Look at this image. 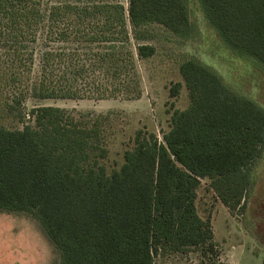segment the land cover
<instances>
[{
    "label": "trees",
    "instance_id": "16d2710c",
    "mask_svg": "<svg viewBox=\"0 0 264 264\" xmlns=\"http://www.w3.org/2000/svg\"><path fill=\"white\" fill-rule=\"evenodd\" d=\"M198 1L226 46L264 64V0ZM154 27L190 36L189 0H0L9 110L29 97L140 98L137 58L155 55L143 42L154 39ZM179 69L189 105L174 109L163 140L137 130L111 172L104 114L43 105L22 129L0 125V212L37 220L55 264H155L189 248L202 264L219 263L197 190L207 178L231 212L245 209L264 152V108L195 57ZM181 87L175 83L171 97Z\"/></svg>",
    "mask_w": 264,
    "mask_h": 264
},
{
    "label": "rangeland",
    "instance_id": "374dc122",
    "mask_svg": "<svg viewBox=\"0 0 264 264\" xmlns=\"http://www.w3.org/2000/svg\"><path fill=\"white\" fill-rule=\"evenodd\" d=\"M117 1L127 5V0ZM189 8L193 25L190 36L154 27V39L143 41L155 45L156 53L146 59L137 58L142 80L140 98L29 97L22 108L10 111L11 92L0 79V125L22 129L30 111L43 105L65 108L77 117L81 113L104 114L109 148L104 162L111 172L124 162V152L133 146L137 130L154 132L163 140V133L170 129L174 109L187 108L188 90L179 67L191 56L209 65L233 90L264 108V64L226 46L207 21L198 0H189ZM1 58L4 60V56ZM179 82L182 87L178 96L171 97L172 86ZM252 175L253 185L246 197L245 209L235 212L221 202L209 179H201L196 205L200 216L211 220L221 253L218 264H264V152ZM57 259L56 250L37 220L25 213L0 212V264H55ZM155 264H202L201 253L189 248L157 256Z\"/></svg>",
    "mask_w": 264,
    "mask_h": 264
}]
</instances>
